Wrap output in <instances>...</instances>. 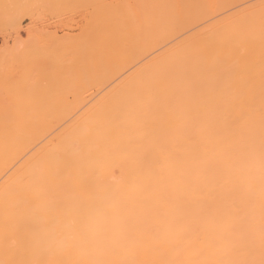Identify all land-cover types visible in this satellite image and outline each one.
Instances as JSON below:
<instances>
[{"label":"bare ground","instance_id":"6f19581e","mask_svg":"<svg viewBox=\"0 0 264 264\" xmlns=\"http://www.w3.org/2000/svg\"><path fill=\"white\" fill-rule=\"evenodd\" d=\"M69 1L74 0H53L54 3L58 2L55 3V5H58L59 3H72ZM122 1H118V3L115 4H122ZM129 1L127 0V5L125 2H123V6L120 5L122 10H126L125 13L128 15L124 19H119L122 20L121 22L124 23H122L123 25H120L118 24L119 22H117L116 26V23H113L114 26L112 25L113 28L111 27L110 31L105 30L106 33L102 32L104 34L100 32L102 35L98 32L102 31L100 28L97 31L98 37H96L98 39L97 43H99L97 44V47H101V44H104V48L108 47L106 52H104L106 53V56L104 55V57H106L105 60L114 61L115 59L117 63L119 61H125L123 64L128 61L130 66L123 72L121 71L122 74L120 72L117 73V76H120L121 80L117 83H113L114 86L112 85V87L101 96V100L97 98L99 99V104H101L99 107L94 106L97 108H94L93 111H90L89 113L85 112L86 114H78L75 116L76 118L74 117L71 119L72 121L70 120L71 122L68 121L67 123L66 121L65 124L62 125V128L58 129L60 131L56 130L57 133L53 132V137L50 139L49 137L46 138L47 136L41 138L42 136L39 135L38 131L32 129L34 130L32 132L29 128L26 130V127H23L24 129H22V127L20 128V126L19 128L16 127L18 129H13L15 127L10 129L7 128V126H5L6 128L4 127V129L0 127V175L4 177V179L0 180V261L5 262V264H11V262L18 259H25L29 264H57L58 261H81L83 264V262H86L89 259L126 260L129 261L130 264H157L160 259L161 251L163 250L160 241L166 236L169 227L168 217L180 214L190 218H196L208 208L216 211L224 221L235 228L238 233L242 230L244 236L254 241V245L250 249L245 250L246 254L256 260L261 258L260 237L261 230L264 228V168H262L261 165L262 146H264V78L259 77L262 75V72L264 74V51L261 53L258 48L261 47L260 45L264 44V28H258L257 26L259 24L256 25L255 23L261 21V24H264V7H260L261 4L263 6L264 2L260 5H255V7L254 4L252 7L247 6L242 11H240V8L238 11L230 12V14L227 13L229 17L231 15L239 17L242 13H244L243 15L247 14L248 17L249 15H252L253 18L249 21L254 22V26L252 27L253 23H250L248 27L251 25L252 28L247 27L249 30L244 31V34L247 35L246 38H250L249 40H245V35L241 33L231 43L224 46L225 48H221L223 46L215 45L207 47L205 45L206 41H211L221 33L232 32V22L234 21L230 24L229 20L231 19H228L229 17L227 19L226 17H223V19H225L224 21L228 20L229 22L222 21L218 24L216 23V25H213V31L209 32L208 29L210 28H207L205 29L207 30V33H204L205 31L202 29L205 27L197 29L201 32L198 33V31L195 30L197 33L195 32L193 34L192 32V34L185 37L186 39L182 38V42L179 41V43L176 41L177 45L172 47V45L175 44L172 43L170 44L171 48L168 46V49L166 48L163 50L164 48H161V51H157L159 45L157 43L150 45L151 43H149V40L151 41L152 39L164 36L162 32L165 31L168 26L162 31L161 29L163 28L161 27H164L167 22H169L170 17L163 15H166V10L170 9L168 7L165 9L166 12L164 11V5H167L168 2L163 1L168 0H152V3L155 2L154 4L150 3V0H138L140 1L139 3H137L138 1L136 0L137 2H133L135 5L132 3L131 5ZM75 2L79 4V2L84 1L78 0ZM107 2V9H104L105 11H102L100 14L98 13V15L95 14V21L99 20V15H116V10L120 12L119 9L121 8H118L117 5L112 3V1L111 3L109 1ZM160 2L163 3L159 4ZM50 4L53 5V3ZM101 4L102 2L97 5H105ZM178 5L179 4H177V6ZM180 5L182 6L181 3ZM181 6L178 7L180 8ZM154 8L157 9L154 10ZM173 8L171 7V9ZM99 9L100 8H98V10ZM178 10L180 9H177V11ZM171 11L172 10H170V12ZM129 15L134 16L129 17ZM152 15H158V17H153ZM115 17L118 18L117 16ZM107 21H110V19ZM87 22L88 21L86 20L84 27H86ZM99 24L100 26L104 25L102 23ZM107 24L110 25L108 22ZM64 25L67 26L66 28H72V25ZM64 25L63 27H65ZM96 26L97 25H94L93 28ZM84 27L82 28L83 31L79 34H85L82 33L86 30ZM159 28L161 29L159 30ZM183 30H185V28ZM178 33L179 32H177V34ZM117 38L120 41L116 42ZM97 39L95 41H97ZM247 41H251V44L246 43ZM69 42L72 44V41ZM239 45L242 46L240 47ZM52 46L54 47V45ZM86 46L88 48L90 47L88 45H85V47ZM91 46L93 47L94 45ZM99 47L97 48L98 50H100ZM147 47L149 48L147 49ZM247 47H249V49L251 48V50H247ZM97 49L95 48V50ZM257 49L260 55L263 54L259 57L263 62H255V66H253V64L249 65L251 68V70L249 69L250 72L244 70L247 73H250L249 75L253 78L254 75L252 72L254 71L252 70L256 69L257 75L251 81L250 78L243 79L245 76H242L241 78L238 77L237 81H235L236 79L234 78L236 83L239 79H242L240 80L242 82L241 84L245 82L243 80L250 81L244 83V86L248 85L246 88H242V85L237 84V86L239 85L242 89H246L242 92H246L245 94L247 95H241L242 92L240 91L241 88L239 89V86L235 89L236 86L233 84L236 85V83L233 82L231 78L235 73L231 76H229L230 74H227V76L224 74V77H228V79L219 77L220 80H217V78L213 77V71H217V75L219 73L221 75L222 73V76L225 72L232 73L233 70L236 72V70L239 69L238 67H240L236 65V62L242 57V54H245L243 52L256 51ZM260 49L262 50L264 47ZM150 50L151 52H157L156 54L152 53L153 55L149 56L151 58L148 57L149 59L147 60L145 56H147V53ZM219 50L223 51L225 54H229L230 58H226L228 61L225 60V57H222L224 53H220ZM249 53L251 52L246 54ZM254 53L255 52H253V54ZM93 56H95V53ZM98 56L102 57L101 55ZM104 57L102 58L104 59ZM216 57H222L223 59L220 60L221 58H217L219 61H216ZM252 57L257 58L255 55ZM95 60L94 67L99 65L98 59ZM210 61V65L206 66L205 64ZM49 62H52L51 59ZM62 62H65L68 66L67 63L69 61L63 60ZM241 63H243V61ZM194 64L196 65L195 67ZM218 64H221V68ZM191 65L192 67H190ZM211 65L215 68H219L215 69ZM254 67L256 68L253 69ZM130 68L134 69L131 70ZM209 68L212 70H209ZM222 68H224L225 71ZM127 69H129L130 72H128ZM202 69H205L206 72ZM207 70L209 71L207 72ZM5 71L3 72V75H5ZM49 71L55 72L50 69ZM125 71L127 73H125ZM69 73L73 72L70 71ZM197 74L199 77L196 76ZM258 74L261 75L259 76ZM0 76L2 78V75ZM51 76H53V74ZM72 76L74 77V75ZM235 76L237 77L238 75L235 74L234 77ZM200 77L207 79L201 81ZM115 78L113 77V79ZM187 79H191V81ZM213 79L215 82H211ZM110 81L114 80L110 79ZM199 81L203 83H199ZM232 82L233 84H231ZM196 84H198V86ZM183 85L186 87H183ZM218 85H222V87L220 88ZM223 85H226L224 86L225 88ZM191 86H195V88ZM204 87H206V90L202 89ZM171 88L174 89V91H172ZM193 88L196 89V93L193 91ZM230 88L240 91V95H237L239 92L235 93L234 90H232L233 94H231L234 96L236 95V97L233 96L234 98L231 97L232 104H230L231 99H228L230 97L225 94L230 91ZM207 89L210 90V92L206 93V91H208ZM224 89L229 91H222ZM187 92L190 93L187 94ZM220 92H225L224 94L227 96L225 97L227 98L226 101L229 100L227 101L228 105H226L227 102L224 101L226 104L223 102L225 99L223 96L225 95L223 94V96H220V94H222ZM197 93L201 94L196 95ZM205 93L209 97H205ZM210 93L213 94V97H211L212 95ZM164 94L170 97L164 98ZM161 95H163V97ZM201 96H204L203 99H207L203 100ZM159 97H161L160 99L163 102H158L160 100L158 99ZM193 97L196 98V100L193 99ZM146 98L151 99V103H149ZM169 98L174 101L170 102L169 100L172 105H169V102L165 104ZM215 98H217V100ZM164 99L167 100L164 101ZM178 100H183V102L181 101L180 104L178 103L180 102ZM188 100L191 102H197L191 103ZM218 100L225 104L224 106H222L223 104L221 105L222 108L219 106L221 111L218 109L216 112H210V114L206 113L204 116L205 126H203L202 129L199 127H193L192 125L188 128L183 127V130L185 131L183 133H187L188 130L190 132V134L187 133V135L189 134V137L184 134L188 140H183L182 142L180 138H178L180 143L178 145H171L174 143L172 140L175 139V143L178 141H176L177 136L175 134L179 133L180 135L183 131L179 132V129L183 126L181 125L183 122L181 123L182 119L180 118H185L181 114L183 113L182 111L185 109L189 110V112H186L188 114L190 113V110L194 112V109H197L200 106L202 107L204 105L213 104V102L215 106L208 105L207 107L210 106L209 108H211L212 106L217 108V104L219 103ZM186 101L189 103H186ZM207 101L209 102L207 103ZM222 102H220V104ZM157 103L158 105L156 106L155 104ZM103 104H105V106H103ZM147 104L149 105V109L146 107ZM179 104L180 106H178ZM150 105H155L156 107L152 108ZM165 105L169 106V108L175 105L172 107L175 110L174 114L180 119V123L177 121L176 123L174 120L177 119L172 116V118H174L173 121L176 124L173 123L171 126L176 128L177 132L175 133L176 130L172 128L175 131L170 138H173V136H176V138L171 140L166 136L173 131L172 129L171 131H168V133L166 131L159 132V130H157V128L160 129L161 126L164 127V124L166 126V124L172 122V118H170L167 123H165V119L163 122V119L161 118L157 119L159 122L154 121V119L151 120L154 121V123H160L156 128L160 136L154 128L157 138H162L165 144L167 143L166 141L170 140V144H166L167 150H169V147L171 148L169 153L166 152L167 150L164 152L157 150L159 151L158 154L156 153L158 159L153 158L152 164H150L151 161L148 163L144 161V159L148 160L150 155L147 159L146 156H143L141 159L146 164L144 165L140 159L139 162L142 164L139 168L136 167L137 163L135 164V159L130 156L133 159H127V168L125 165H123V169L120 167V171L124 172L123 174L119 173L120 177H118L117 174V176L112 175L114 167L111 166L113 168V171H111V167L108 166L105 167L106 172L103 173L107 174V172L109 173L110 171L112 178H109L111 175L109 176V174H107L110 181L105 175L103 176V173L100 177L98 171V176L93 174L95 173L94 171H91V177L93 176L92 180L96 179L99 181H97L96 184H90L89 186H82L80 184L79 178L84 175V173L88 175L87 169L89 173L90 168H96V170L99 169L100 171L101 167L99 166L102 165L100 164L101 159L103 160L107 158V161L103 160L102 163H104V165L109 164L110 161L114 159L113 155L117 154V152L123 153L125 151L124 153H126L129 151L127 153L130 154V150H132L137 144L135 147L136 151L134 152L139 153L141 148H143L142 151L145 153V151H147L146 147H148L150 148V152L147 151L146 154L152 153L151 151L153 147H151L152 144L148 142V138L154 130L151 131V129H147L148 124H152H150V122H145L148 119L146 120L144 116L142 117L141 111L143 108L145 109V113L143 114H153V111H157L156 113L159 117V115H161L160 113H162L161 116H163L165 112L171 113L170 110H172V108L166 111L167 108ZM102 106L105 108V115H100ZM164 106L165 110L163 108ZM18 114L11 116H18ZM135 114H138V116L141 115L137 119ZM194 114L197 115V113ZM151 115H146L145 117ZM19 116H21V114ZM189 116L190 115H188V117ZM129 117L131 118V121ZM141 117L145 119V121L142 119L144 122L139 119ZM47 118L50 119V116ZM124 118H129V121L126 119L124 120ZM16 119L18 120L19 118L16 117ZM115 119L121 121L118 123ZM186 119L183 121L185 122ZM137 120L141 121L138 122ZM160 120H162V122H160ZM142 122L143 124L145 123V125L142 124V127L139 126L141 127L140 130L139 127L137 129V124H141ZM13 123L17 124L16 122ZM157 123H155V125ZM126 126H131V129ZM144 126L146 128L142 129ZM168 126L171 128L170 124H168ZM151 127L153 129V126ZM169 128L166 127L165 129L168 130ZM48 129L51 131L53 128L49 127ZM185 129H188L187 132ZM132 130L134 133L135 130L136 132L140 131L142 133L141 136L145 133L143 138L147 139V143L150 144V147L148 146L149 144L147 145V143H145L146 139L145 141L143 140L145 143L144 146L140 132L138 135L141 137L140 142L142 145L135 143V141H138L139 139L135 136L132 137V134H136L130 133ZM144 130L151 132L148 134ZM124 131L127 132H125L127 138H130L131 136L129 140L126 139V143L128 142L127 145L123 141L125 135H123V138L121 136ZM36 132H38V134ZM34 133H36V139L34 138ZM118 135L121 136V139L117 138L119 137ZM179 135L178 137H181ZM38 136L39 142L37 141ZM90 136L97 138V140ZM115 139L120 140L122 144L124 142V146H122L120 142H118L120 146H117V143H114ZM151 139L153 140L154 138L151 137L150 140ZM112 144L115 147H113ZM138 145L140 146V150L137 149ZM30 146L34 148L31 152L28 149L31 148ZM98 147L104 148V150L107 149V151L102 150L105 154H102V152L98 154V152H100V150L97 152L98 149L96 148ZM118 147L119 149H117ZM120 149H122V151H120ZM115 150H117V152H115ZM108 152H110L109 156H113L112 158H109L111 159L110 161H108ZM127 153L126 155H128ZM143 153L140 152L139 155H143ZM100 154H102V157L105 155V158L100 157ZM123 156L124 158L121 157V159L124 163L125 159L129 156H125V154ZM116 160H119V157H117ZM122 161H117L115 163H122ZM15 162L17 165L14 167L13 163ZM121 163H118L117 165L120 166ZM146 165L148 166L146 167ZM150 165L154 168L150 167ZM11 167L13 169L7 174V170ZM124 169H126V171H124ZM101 170L103 171L104 168H101ZM5 173L6 175H4ZM99 177L101 180L107 178L109 182L106 180L107 183L104 181L101 182ZM98 182L99 184L105 183L107 186L103 187L99 185ZM93 185L101 186L100 188H102V190L99 191V188H96V186L93 187ZM182 187L187 190L180 191ZM75 188H77V191ZM107 188L110 192L106 190ZM68 189L75 190H72L74 191L72 192ZM161 193L165 194V199L161 198ZM71 196H76L78 198L74 199ZM65 200L71 205L68 204V207L64 206L66 204L64 203ZM72 200H74V202ZM145 201L148 202V207L151 209L149 212H145L142 207ZM87 203L89 204L87 205ZM117 204L120 206L121 215L119 218L115 215V206ZM121 227H123L126 232V238L119 243H116V236L119 234ZM113 249H116L117 251L114 252ZM217 258H219V254L208 255L205 257V259L209 260Z\"/></svg>","mask_w":264,"mask_h":264},{"label":"rangeland","instance_id":"374dc122","mask_svg":"<svg viewBox=\"0 0 264 264\" xmlns=\"http://www.w3.org/2000/svg\"><path fill=\"white\" fill-rule=\"evenodd\" d=\"M47 1V2H46ZM52 1V2H51ZM51 1H48V0H0V24H2L3 23V20H4V14H5V11H4V8L2 7L5 3H7V4H12V5H41L42 7H38V8H10V9H8V12H9V14H15L16 12H18V11H25V12H28V13H30L33 17H34V19L35 20H37L38 21V25H39V28L41 29V30H45V31H49V35H50V37H51V39L54 41V43L56 44H54L53 43V45H54V47L52 46L51 47V49H50V51H49V53H48V57H49V60H48V65H49V69L50 70H53V71H55V72H50L49 71V69H48V73L47 74H45V75H43V76H41L40 78H38V79H33V78H31L30 76H28V75H16L15 74V71L13 70V69H11V68H9V69H6L5 68V65H4V63H3V59L2 58H0V75H2V78H1V76H0V127H2L3 129H4V127L5 126H7V128H10V129H12V127H15V128H13V129H18L19 128V126H20V128L22 127V129H24L25 127H26V130H28V128L33 132L34 130L35 131H38L39 132V135H41L40 137L41 138H44V137H46V138H48L49 137V139L51 138V137H53V132H56V130H58L59 128H62V125H64L65 124V122L67 121V123H68V121H70L71 119H73L76 115H78V114H81V113H84V114H86V113H89L90 111H93L94 110V108H97V107H99V105H101V104H99V102H98V100L100 99L101 100V96L102 95H104L111 87H112V85L114 86V84L113 83H117V82H119V80H121V78H120V76H117V73L118 72H120L121 73V71L123 72L126 68H129L130 66H129V64H128V61H126L127 63H124L123 64V62H125V61H119L118 63L115 61V59H114V61L112 60V59H110V60H112V61H109V60H105V58L106 57H104V55L106 56V53H104V52H106V49H108V47H106V48H104V44H101L100 46L102 47H99V49L100 50H98L97 48V44H99V43H97L98 42V39H97V37H98V32H99V34H100V32L102 33V32H104V33H106V31L107 30H111L110 28L112 27V25H113V23H116L115 25L117 26V22H119L118 24H120V25H123L124 23L123 22H121L122 20H119V19H124L126 16H128V15H126V10H122V8H121V6H123V2H125L126 3V5L128 4V2H127V0H107V1H109L110 3H111V1H112V3L113 4H115V3H118V1H122V4H115V5H117V7L118 8H121V9H119L120 10V12L118 11V10H116L117 12H116V15H99V20H97V21H95V16L96 15H98V13L100 14L102 11H105L104 9H107V7H106V4L108 3L107 1H105V0H79V1H84V2H79V4L77 3V2H75V1H78V0H74V1H69V2H72V3H66V4H63V3H59L58 5L60 6V4H62V5H92V7L91 8H68V7H59L58 5H55V3H58V2H53V0H51ZM102 2V4H105V5H102V6H99V5H97V4H100L101 2ZM114 1H116V2H114ZM129 1V0H128ZM138 1V0H137ZM136 0H130L129 1V3L131 4H133V2H137ZM158 1H161V0H158ZM48 2H50V3H53V5L52 4H50V3H48ZM92 2V3H91ZM105 2V3H104ZM140 1H138L137 3H139ZM154 2V1H153ZM163 2H168L167 3V5H164V11H165V9H167L168 7H169V9L170 10H172L171 12H170V10H166L165 12H166V15H163V16H166V17H170V19H169V22H167V24L164 26V27H161V28H163V29H161V28H159V30L161 29V31L162 30H164L167 26V29L165 30V31H163L162 33L164 34V36L163 37H159V38H157V39H152L151 41L149 40V43H151L150 45H152V44H154V43H157L158 45H159V47H158V49H157V51H161L163 48V50H165L166 48L168 49L169 47H170V44H172V43H175L174 45H172V47L173 46H175V45H177L176 43L177 42H182V38H185V37H187L188 35H190V34H192V32H193V34L196 32L195 30H197V29H201V28H204V29H202V30H204L205 32L204 33H207V30H205V29H207V28H210V29H208V31L210 32V31H213V29L212 28H214V26L213 25H216V23L218 24V23H220V22H222V21H224L225 19H223V17L225 18L226 17V19L229 17V15H227V13L228 14H230V12H235V11H238L240 8V11H242L243 9H245V7H247V6H250V7H252V5L254 4V7H255V5H260L262 2H264V0H168V1H163ZM163 2H160L159 4H161V3H163ZM256 2H258V3H256ZM86 3H89V4H86ZM136 3V4H137ZM150 3H152V0H150ZM155 3V2H154ZM154 3H152V4H154ZM157 3V2H156ZM170 3V4H169ZM180 3L182 4V6L180 5ZM256 3V4H255ZM131 4V5H132ZM165 4V3H164ZM171 5V6H169V5ZM177 4H179L178 6H181L180 8L177 6ZM184 4V5H183ZM121 5V6H120ZM133 5H135V4H133ZM43 6H50V7H43ZM96 6H98V7H96ZM185 8H184V7ZM103 7H105V8H103ZM133 7H135V6H133ZM137 7V6H136ZM150 7H151V4H150ZM152 7H154V6H152ZM155 7H157V6H155ZM166 7V8H165ZM171 7L173 8V9H171ZM257 7V6H256ZM260 7H264V4H263V6H262V4H261V6ZM92 8H93V10H92ZM98 8H100L99 10H98ZM101 8H103V9H101ZM151 9H153V8H151ZM157 8H154V10H156ZM177 9H180V10H178L177 11ZM264 9V8H263ZM185 10V11H184ZM98 11H100V12H98ZM93 12V13H92ZM153 12H155V11H153ZM153 12H151V13H153ZM168 12H170L169 14H167ZM118 13H120V14H118ZM96 14V15H95ZM244 13H242L241 15H239V17H237V16H235V15H231L228 19H231V20H229L230 21V24H232V23H234V22H232V21H234L236 18H241V17H244V18H246V19H248V20H252V15H249V17H250V19H249V17H248V15L247 14H245V15H243ZM171 15V16H170ZM115 16H117L118 18H116ZM130 16H134V15H129V17ZM153 17L154 16H156V17H158V15H152ZM159 16H162V15H159ZM173 16V17H172ZM234 16V17H233ZM73 17H75L76 19H77V23L75 24V25H73L72 23H70V19L71 18H73ZM84 17V18H83ZM232 17V18H231ZM80 18V19H79ZM97 18V19H98ZM112 18V19H111ZM110 19V21H107V20H109ZM223 19V20H222ZM86 20L88 21L87 22V24H86V27H84L85 26V23H86ZM115 20H117V21H115ZM221 20V21H220ZM80 21V22H79ZM106 21V22H105ZM228 20L227 21H224V22H229ZM103 22H105V23H103ZM107 22L110 24V25H108L107 24ZM232 22V23H231ZM60 23H62V24H60ZM99 23H102V24H104V25H102V26H100V24L98 25ZM123 23V24H122ZM171 23H173V24H171ZM250 23H253L252 24V27L254 26V22H251L250 21ZM249 23V24H250ZM64 24H69V25H72V28H66L67 26H65ZM105 24H107V25H105ZM256 25H260L261 24V21L260 22H257V23H255ZM63 25L65 26V27H63ZM82 25V26H81ZM94 25H97L96 27H94L93 28V26ZM179 25H181V26H179ZM209 25V26H208ZM211 25V26H210ZM257 26L258 28H261V29H263L264 28V24H261L260 26ZM263 25V26H262ZM25 26H27V21H26V23H25ZM57 26V27H56ZM110 26V27H109ZM114 26V25H113ZM69 27V26H68ZM71 27V26H70ZM84 27V29L86 28V30L84 31V32H82V33H85V34H79L81 31H83V28ZM102 27V28H101ZM187 27V28H186ZM251 27V25L248 27V28H252ZM263 27V28H262ZM61 28H63V29H61ZM96 28V29H95ZM100 28V30H102V31H98V29ZM113 28V27H112ZM177 28V29H176ZM181 28V29H180ZM185 28V30H183ZM248 28H246V30H249ZM69 29V30H68ZM106 30V31H105ZM182 30V31H181ZM91 31V32H90ZM98 31V32H97ZM108 31V32H109ZM198 31V30H197ZM177 32H179L178 34H177ZM201 31L199 30L198 31V33H200ZM66 35H65V34ZM104 33H102V34H104ZM197 33V32H196ZM203 33V34H204ZM245 32H243V34H244ZM74 34V35H73ZM79 34V35H78ZM88 34V35H87ZM93 34V35H92ZM96 34V35H95ZM102 34H100V35H102ZM162 34V35H163ZM63 35H65V36H63ZM94 35H95V37H94ZM170 35H173V36H170ZM245 35V40L247 39L246 38V34H244ZM70 36V37H69ZM74 38H73V37ZM76 36V37H75ZM97 36V37H96ZM161 36V35H160ZM67 38V39H66ZM92 38V39H91ZM6 39L7 40H10L12 43H15V36H12V35H10L9 37H5L4 35H3V33L2 32H0V48H2L3 47V45H4V43H5V41H6ZM97 39V41H95ZM186 39V38H185ZM250 38H248L247 40H249ZM86 40V41H85ZM89 40V41H88ZM160 40V41H159ZM56 41V42H55ZM61 41V42H60ZM69 41H72L71 43L72 44H70V42ZM85 41V42H84ZM95 41V42H94ZM118 41H120L118 38L116 39V42H118ZM177 41V42H176ZM86 42H88V43H86ZM161 43V44H159V43ZM179 42V43H180ZM246 43H250L251 44V41H247ZM88 45V46H90L89 48L86 46L85 47V45ZM241 44V43H240ZM91 45H94L93 47L91 46ZM57 46V47H56ZM61 46V47H60ZM70 46H72V47H70ZM96 46V47H95ZM169 46V47H168ZM185 46V45H184ZM240 47L242 46V45H239ZM245 46V45H244ZM261 47H259L258 49H259V51L262 53V51H264V49H260V48H262V47H264V44L263 45H260ZM59 47V48H58ZM177 47V46H176ZM183 47V46H182ZM95 48L97 49V50H95ZM149 47H147V49H148ZM162 48V49H161ZM171 48V47H170ZM221 48H225L224 46L223 47H221ZM247 50H251V48L249 49V47H247L246 48ZM258 49L256 50L257 51V53H256V51H248V52H251V53H249V54H246V53H248L247 51L246 52H243V53H245L244 55L242 54V52H241V54H242V57H240V58H243V59H240L239 58V60H238V62H236V65L237 66H240V67H238L239 69V71L238 70H236V72L233 70V72L232 73H227V72H225V73H223V76H222V73H221V75H220V73L217 75V71H213V77L214 78H217V80H220V78H224V79H228V77H224V74H226V76H227V74H230L229 76H231L233 73H235V74H237L238 76L236 77H234V75H233V77H231L232 78V81L233 82H235V81H237V79H238V77L239 78H241L242 76H245L243 79H247V78H250V81L251 80H253V78L257 75L256 74V67H254L253 69H255V70H252V71H254V72H252V74L254 75V77L252 78L249 74L250 73H247V72H250V70H251V68H250V66L249 65H252L253 64V66H255V62L257 63V62H263V60L261 59V58H259V57H261L263 54H261L260 55V53L258 52ZM94 51V52H92V51ZM87 51V52H86ZM88 51H90V52H88ZM98 51V52H97ZM157 51H152L151 52V50L149 51V52H151V53H147V56H145V58H147V60L149 59V58H151V57H149L150 55H153L154 53L156 54V52ZM244 51H245V49H244ZM219 52L220 53H224L223 51H220L219 50ZM219 52H218V54H219ZM253 52H255L254 54H253ZM95 53V56H93V54ZM96 53H99V54H96ZM104 53V54H103ZM153 53V54H152ZM159 53V52H158ZM149 54V55H148ZM258 54H259V56H258ZM84 57H83V56ZM92 55V56H91ZM98 55H101L102 57H104V59L102 58V57H100V56H98ZM226 55H228V56H226ZM253 55H255L257 58H253L252 56ZM216 56H219V55H216ZM221 56V55H220ZM264 56V55H263ZM86 57H93V58H86ZM95 57H97V58H95ZM149 57V58H148ZM222 57H225V60L226 61H228V59H226L227 57H229L230 58V56H229V54H225L224 53V55H222ZM222 57H220V58H218V57H216L215 59H220V60H222L223 58ZM252 59H251V58ZM63 58H65V59H63ZM77 58H79V59H77ZM83 58H85V59H83ZM100 58V59H99ZM246 58V59H245ZM259 58V59H258ZM264 58V57H263ZM50 59H51V61L52 62H49L50 61ZM68 59H71V60H68ZM74 59H77V60H74ZM89 59V60H88ZM95 59H98V64L99 65H96L95 67H94V63L96 62V60ZM216 60V61H219V60ZM256 59H258V60H256ZM69 61V62H71V63H67L68 64V66L66 65V63L65 62H62V61ZM93 60H95V61H93ZM101 60H103V61H101ZM246 60V61H245ZM249 60V61H248ZM145 61H146V59H145ZM144 61V62H145ZM212 61V60H211ZM211 61L210 62H207L205 65L206 66H209L210 64L209 63H211ZM215 61V62H216ZM225 61V62H226ZM243 61V63H241ZM245 61V62H244ZM65 63V64H62V63ZM84 62V63H83ZM90 62V63H89ZM110 62V63H109ZM111 62H113V63H111ZM213 62H214V60H213ZM224 62V63H225ZM254 62V63H253ZM241 63V64H240ZM93 64V65H92ZM108 64H110V65H108ZM127 64H128V66H127ZM222 64V63H221ZM221 64H218L219 65V67H220V65ZM231 64V63H230ZM247 64V65H246ZM260 64V63H259ZM62 65V66H61ZM75 65H76V67H75ZM104 65V66H103ZM113 65V66H112ZM212 65H214V64H212ZM211 65V66H212ZM218 65H217V67H218ZM223 65V64H222ZM257 65V64H256ZM85 66V67H84ZM123 66V67H122ZM127 66V67H126ZM136 66V65H135ZM135 66H133V67H135ZM196 65L194 64V67H195ZM237 66H235V67H237ZM75 67V68H74ZM78 67V68H77ZM82 67H84V68H82ZM102 67V68H101ZM190 67H192V65L190 66ZM190 67H189V71H190ZM212 67H214V66H212ZM211 67V68H212ZM218 67V68H219ZM136 68V67H135ZM203 68H205V67H203ZM215 68V67H214ZM218 68H215V69H218ZM221 68V67H220ZM91 69V70H90ZM113 69V70H112ZM131 69V68H130ZM134 69V68H133ZM133 69H131V70H133ZM193 69V68H192ZM200 69V68H199ZM223 70H224V68H222ZM235 69V68H234ZM237 69V68H236ZM250 69V70H249ZM6 70V71H5ZM88 70V71H87ZM96 70H99V71H96ZM128 70V72H130V70L129 69H127ZM196 70V69H195ZM203 70V69H202ZM209 70H212V69H210L209 68ZM209 70H207V72L209 71ZM223 70H221V71H223ZM244 70H248L247 72L246 71H244ZM6 72L5 73V75H3L4 73L3 72ZM73 72V73H69V72ZM198 71V70H197ZM200 71H201V69H200ZM203 71H205L206 72V70L204 69ZM219 71V70H218ZM225 71V70H224ZM76 72V73H75ZM50 73V74H49ZM78 73V74H77ZM125 73H127L126 71H125ZM193 73H197V72H193ZM201 73H203V72H201ZM215 73V74H214ZM53 74V76H51ZM71 74V75H70ZM92 74V75H91ZM113 74H115V75H113ZM122 74V73H121ZM189 74H191V73H189ZM208 74H210V73H208ZM248 76H247V75ZM262 74V75H261ZM261 74H258L260 77L259 78H264V74H263V72L261 73ZM10 75V76H9ZM56 75V76H55ZM72 75H74V77L72 76ZM78 75V76H77ZM193 75V74H192ZM220 75V76H219ZM47 76V77H46ZM115 78V76H116V78L115 79H113V77ZM196 76H198L199 77V75L197 74ZM202 76H204V75H202ZM217 76V77H216ZM10 77V78H9ZM193 77H195V76H193ZM213 77H211V78H213ZM220 77V78H219ZM6 78V79H5ZM106 78H108V79H106ZM118 78H120V79H118ZM195 78H197V77H195ZM201 78V81H204L205 79H207V78H205V79H203L202 77H200ZM219 78V79H218ZM236 80H235V79ZM110 79H112V80H114V81H110ZM198 79V78H197ZM203 79V80H202ZM107 80V81H106ZM187 80H190L191 81V79H187ZM198 80H200V79H198ZM230 80V79H229ZM228 80V81H229ZM235 80V81H234ZM240 80H242V79H239L238 80V82L240 81ZM101 81V82H100ZM116 81V82H115ZM195 81V80H194ZM193 81V82H194ZM201 81H199V83L201 82ZM214 81V79L213 80H211V82H213ZM243 81H245V82H243V84H241L242 82L240 81L239 83L237 82H235L236 83V85L235 84H233V82L231 83V84H233L234 86H236V88L235 89H237V87L239 86H237V84H240V85H242L241 87L243 88H246L248 85H246V86H244V83H246V82H250V81H246V80H243ZM110 82V83H109ZM189 82V81H188ZM215 82V81H214ZM218 82H220V81H218ZM223 82V81H222ZM101 83V84H100ZM183 83H186V82H183ZM197 83V82H196ZM201 83H203V82H201ZM229 83V82H228ZM227 83V84H228ZM103 84V85H102ZM108 84V85H107ZM175 84V83H174ZM209 84H211V83H209ZM224 84H225V82H224ZM230 84V83H229ZM186 85H188V84H186ZM190 85H192V84H190ZM193 85H195V84H193ZM197 86H198V84H196ZM212 85V84H211ZM101 86V87H100ZM105 86V87H104ZM173 86H175V85H173ZM200 86V85H199ZM212 86H214V85H212ZM220 88L222 87V85H218ZM224 86H226V85H223V87ZM183 87H186L185 85H183ZM191 87H194L195 88V86H191ZM203 87V86H202ZM228 87H229V85H228ZM230 87H232V86H230ZM240 86H239V89L241 88ZM174 88V87H173ZM178 88H180V87H178ZM193 88V89H194ZM201 88V87H200ZM213 88V87H212ZM215 88H217V87H215ZM225 88V87H224ZM241 88V92L242 91H245L246 89H242ZM175 89H177V88H175ZM180 89H182V88H180ZM187 89V88H186ZM203 90H206V87H204V88H202ZM214 89V88H213ZM235 89H231L230 88V91L229 90H226V89H224V90H222V91H229L230 92V94H229V92H227V93H225V92H220V93H222V94H220V96H223V94L225 93L226 95H228V97H230V98H228V99H231V97L232 98H234V97H236V95L234 96V95H232L233 94V91L232 90H234V92L236 93H238L237 95H240V91H237V90H235ZM171 90L172 91H174V89H172L171 88ZM191 90V89H190ZM202 90V91H203ZM208 90V89H207ZM217 90V89H216ZM219 90V89H218ZM250 90V89H249ZM248 90V91H249ZM171 91V92H172ZM184 91V90H183ZM193 91H195V93H196V89H194ZM215 91V90H214ZM221 91V90H220ZM169 92H170V89H169ZM180 92V91H179ZM199 92H200V89H199ZM208 92H210V90H208V91H206V93H208ZM172 93H174V92H172ZM188 93H190V92H187V94ZM206 93H205V95H206ZM212 93V92H211ZM210 93V94H211ZM215 93H217V92H215ZM232 93V94H231ZM246 92H242L241 93V95H244ZM169 94H171V93H169ZM180 94V93H179ZM182 94V93H181ZM187 94H186V97H187ZM198 94H201V93H197L196 95H198ZM204 94V93H203ZM224 94V95H225ZM174 95H176V94H174ZM212 96L211 97H213V94H211ZM223 96L224 98L225 97H227V96ZM245 95H247V94H245ZM162 97H163V95H161ZM234 96V97H233ZM168 98V97H170V96H166V94H164V98ZM196 97H200V96H196ZM202 97V99H203V97L204 96H201ZM205 97H209V96H205ZM97 98H99V99H97ZM161 97H159L158 99H160ZM190 98V97H189ZM146 99H148L147 101H149V103H151L150 102V100L151 99H149V98H146ZM155 99V98H154ZM157 99V98H156ZM172 99H173V96H172ZM172 99H168V101L167 102H165V104H167L168 102H169V100H170V102H174ZM183 99H185V98H183ZM193 99H195L196 100V98H194L193 97ZM193 99H191V100H193ZM202 99H199V100H202ZM205 99H207V98H205ZM205 99H203V100H205ZM212 99H214V98H212ZM216 100H217V98H215ZM218 99H220V98H218ZM222 99V98H221ZM226 99L227 98H225L224 100H223V102L225 101V102H227V101H229V100H227L226 101ZM167 100V99H166ZM165 99H164V101H166ZM146 101V102H147ZM161 101V99L158 101V102H160ZM178 101H180V100H178ZM182 102H183V100H181ZM181 101L180 102H178V103H180L181 104ZM189 101V100H188ZM213 101V100H212ZM215 101V100H214ZM219 101V100H218ZM145 102V103H146ZM155 102H157V101H155ZM161 102H163V101H161ZM169 102V105H172L171 103ZM189 102H191V101H189ZM189 102H187L186 101V103H189ZM197 102V101H196ZM196 102H191V103H196ZM206 102V101H205ZM205 102H204V104H205ZM209 101H207V103H208ZM220 102H222V101H219V103L218 104H220ZM223 102L220 104V105H218L217 104V108L215 107H212L213 105L215 106V104H214V102H213V104H208V105H212L211 106V108H213V109H211V108H209V107H207L208 105H204V106H200L199 108H197L198 107V105H197V109H194V112H192V110H190V113H186V112H189V110H184V111H182L184 114H185V116H184V114L183 113H181L182 115H183V117H185V118H180V119H182V121H181V123L183 122V124H181V125H183V126H181V128L179 129V132H181L182 130H183V127L184 128H188V127H191V125L193 126V127H199L200 129H202V127L203 126H205V114L206 113H208V114H210V112H216V111H218V109H220V111H221V108H222V106H224L225 104H223ZM198 103H200V102H198ZM215 103H217V102H215ZM154 104V103H153ZM180 104L178 105V106H180ZM223 104V105H222ZM230 104H232V99L230 100ZM144 105H146V104H144ZM156 106L158 105V103L157 104H155ZM155 105H150V107H152V108H154V107H156ZM162 105H164V104H162ZM188 105H190V104H188ZM193 105V104H192ZM222 105V106H221ZM226 105H228V102H227V104ZM94 106H97V107H94ZM103 106H105V104H103ZM102 106V110H100L101 112V114L100 115H105L106 113H105V108ZM149 105L147 104V108L149 109V107H148ZM166 106V108H167V110L166 111H168V110H170L172 107H174L175 105H173V106H171L170 108H169V106H167V105H165ZM165 106L163 107L164 108V110H165ZM178 106H176L177 108H179ZM221 108H220V107ZM92 107H93V109H92ZM145 107V106H144ZM182 107V106H181ZM185 108H187V107H185ZM190 108V107H189ZM192 108V107H191ZM89 109V110H88ZM99 109V108H98ZM147 109V110H148ZM200 109V110H199ZM207 109V110H206ZM210 109V110H209ZM87 110V111H86ZM97 110V109H96ZM144 108H143V110L141 111L142 113V117L144 116V118H146V120L147 121H145V119L144 118H139V119H144V121L145 122H147V123H149L150 122V124H152V125H149L148 124V126H147V124H146V126H147V129L149 128V129H151V131L152 130H154V128H155V130H156V128H157V126L160 124V123H157V122H159V121H157V119L158 118H161V119H163V122H164V119L166 120V122L165 123H167V121L170 119V118H172V116H174L175 117V119H177V120H174L175 122L177 121V122H179L180 123V119L179 118H177L176 117V115L174 114V108H172V110H170L171 111V113H164L163 114V116H161L162 115V113H160L161 115H159V117H158V115H157V111H153V110H155V109H153V110H150V111H153V114L152 113H150V112H148V113H150V114H143V113H145L144 112ZM158 110H160V109H158ZM163 110V109H162ZM200 111H202V112H200ZM4 112V113H3ZM16 112V113H15ZM19 114H18V113ZM86 112V113H85ZM104 112V113H103ZM192 112V113H191ZM3 113V114H2ZM7 113V114H6ZM10 113V114H9ZM13 113H15V114H18V116L21 114V116H11V115H15V114H13ZM140 113V112H139ZM159 113V112H158ZM194 113H197V115L196 114H194ZM220 113V112H219ZM68 114V115H67ZM140 114V115H141ZM152 114V115H151ZM171 114H173V115H171ZM218 114V113H217ZM48 115V116H47ZM65 115V116H64ZM83 115V114H82ZM136 115V117H137V119H138V117L140 116H138V114H135ZM146 115H151V116H148V117H145ZM171 115V116H170ZM188 115H190L189 117H188ZM211 115H213V114H211ZM50 116V119H48L47 117H49ZM52 116V117H51ZM64 116V117H63ZM67 116H68V118H67ZM153 116V117H152ZM177 116H179V115H177ZM12 117H13V119H12ZM16 117L17 118H19L18 120L16 119ZM62 117V118H61ZM198 117V118H197ZM3 118V119H2ZM76 118V117H75ZM115 118H119V117H115ZM127 118V117H126ZM126 118H124V120L126 119ZM130 118V117H129ZM128 118V119H129ZM187 118V119H186ZM189 118V119H188ZM6 119V120H5ZM8 119H10V120H8ZM12 119V120H11ZM64 119H67V120H64ZM119 119H121V118H119ZM128 119H126V120H128ZM151 119H154V121H157V122H155V123H157L156 125H155V123H154V121H152ZM173 119L174 118H172L171 119V121L172 122H169L168 124H170V126L171 125H173V123H175L174 121H173ZM186 119V121L184 122L183 120H185ZM207 119V118H206ZM15 120V121H14ZM61 120H63V121H61ZM123 120V121H124ZM141 120H137L138 122H140ZM150 120V121H149ZM72 121V120H71ZM70 121V122H71ZM115 121L116 122H120L121 120H118V119H115ZM129 121V120H128ZM127 121V122H128ZM130 121H131V118H130ZM143 121V120H142ZM143 121V122H144ZM3 122V123H2ZM13 122H16L17 124H15V123H13ZM126 122V121H125ZM143 122L141 123V124H137V129H138V127L139 126H141L142 127V124H143ZM160 122H162V120H160ZM176 122V123H177ZM195 122H196V124H195ZM137 123V122H136ZM172 123V124H171ZM175 123V124H176ZM189 123V124H188ZM190 123H192V124H190ZM155 126H154V125ZM161 124H163V123H161ZM168 124H166V126H165V124H164V127L163 126H161V128H162V130H161V128L159 129V128H157V130H159V132L160 131H166L167 133H168V131H171V129L172 128H174V127H172L171 126V128H169V126H168ZM126 125H128V124H126ZM129 125H131V124H129ZM143 125H145V123L143 124ZM185 125V126H184ZM187 125V126H186ZM9 126H11V127H9ZM55 126V127H54ZM150 126V127H149ZM151 126H153V129H152V127ZM178 126V125H177ZM16 127H18V128H16ZM24 127V128H23ZM49 127H51V128H53V129H51V131H49ZM126 127H128L129 129H131V126L129 127V126H126ZM134 127V126H133ZM141 127H139V130H140V128ZM166 127H168L169 129L167 130V129H165ZM6 128V127H5ZM146 127L144 126V128H142V129H145ZM178 128H179V126H178ZM32 129H34V130H32ZM37 129V130H36ZM39 129H40V131H39ZM175 130H176V128H174ZM174 129H172L173 131L172 132H170L169 133V135L167 134L166 136H168V138H170L171 137V135H172V133L175 131ZM191 129V128H190ZM42 130V131H41ZM125 130H126V128H125ZM155 130L154 131H152V132H154L155 133V136H154V133H152L151 131H146V130H144V131H146V133H148V134H150V132H151V134H150V137L148 138V142L150 143V144H153V141H155L156 139H157V134H156V132H155ZM156 130V131H157ZM186 130V132H187V130L188 129H185ZM192 130V129H191ZM58 131H60V130H58ZM130 131V130H129ZM129 131H128V134H129ZM142 131V130H141ZM31 132V133H32ZM38 132H36L37 134H38ZM44 132H45V134H44ZM125 132L126 131H124L123 132V134L121 135L122 136V138H123V135H125ZM140 131H138V132H136V130H135V133L137 134V136H136V134L133 132V130L130 132V133H134L135 135H133L132 134V137H136V138H138L137 140L138 141H135V143H139V145H142L141 144V140H142V143H144V141H145V139L146 138H143L144 136H145V133H143L144 135L143 136H141V132H140V136L143 138V139H141V137L138 135V133H139ZM177 132V130L175 131V133ZM183 132H185L184 130L180 133V135H179V133H177V134H175L176 136H177V139H176V141H177V143H175V139L174 140H172L173 138H176V136H173V138H170L174 143H172L171 145H174V144H176V145H178L179 143H180V140L183 142V140H188L187 139V137H185V135L186 136H188L189 134H190V132H189V130H188V132L187 133H189L188 135H187V133H183ZM36 133H34V138L36 139ZM57 133V132H56ZM127 133V132H126ZM157 133H158V131H157ZM49 134V135H48ZM50 134H51V136H50ZM185 134V135H184ZM32 135H33V133H32ZM158 135H159V133H158ZM178 135L179 136H181V137H178ZM184 135V136H183ZM119 136V135H118ZM121 136H119V137H117V138H120L121 139ZM129 136H130V134H129ZM148 136V135H147ZM160 136V135H159ZM30 137H31V135H30ZM33 137V136H32ZM91 137V136H90ZM90 137H88V138H90ZM93 137V136H92ZM91 137V138H92ZM140 137V138H139ZM151 137H153L154 139L152 140H150V138ZM156 137V138H155ZM189 137V136H188ZM93 138H95V137H93ZM130 138H131V136H130ZM130 138H127V135H125V137H124V142L126 143V141L127 140H129ZM167 138V139H168ZM178 138H180V140L178 139ZM182 138V139H181ZM184 138V139H183ZM127 139V140H126ZM141 139V140H140ZM48 140V139H47ZM90 140V139H89ZM94 140V139H93ZM93 140H92V142H93ZM95 140H97V138H95ZM95 140H94V142H95ZM144 140V141H143ZM38 142H39V136H38V140H37ZM115 142L114 143H117L116 145L118 146H120V144L118 143V142H120V140H117V139H115L114 140ZM117 141V142H116ZM90 142V141H89ZM88 142V143H89ZM97 142V141H96ZM124 142H123V144H124ZM167 143L166 144H168L169 142H170V140L169 141H166ZM181 142V143H182ZM91 143V142H90ZM121 143V145L122 146H124L123 144H122V142H120ZM135 143H134V145H135ZM145 143H147V139H146V142ZM145 143H144V146H145ZM149 143H147V145L149 144ZM184 143H185V141H184ZM128 144V142L126 143V145ZM150 144L148 145L149 147H150ZM170 144V143H169ZM35 145H36V143H35ZM138 145V150H140L139 148H140V146ZM37 146V145H36ZM112 146H113V144H112ZM137 146V144L135 145V147ZM144 146H142V147H144ZM167 146V145H166ZM31 147V146H30ZM113 147H115V146H113ZM135 147H133V149L132 150H130L131 151V153L132 152H134V151H136V149H135ZM152 147V146H151ZM168 147H169V145H168ZM112 148V147H111ZM110 148V149H111ZM167 148V147H166ZM29 149V151L31 152L32 150H34V148L33 147H31V148H28ZM28 149H27V151H28ZM31 149V150H30ZM96 149H98L97 150V152L100 150V152H98V154L99 153H101L102 152V150L103 151H107V149H105L104 150V148H101V147H98V148H96ZM117 149H119V147L117 148ZM125 149V148H124ZM128 149V148H127ZM146 149H147V151H149L150 152V148H148V147H146ZM129 150V149H128ZM143 148H141V150H140V152L141 153H143ZM167 150V149H166ZM171 150V148L169 147V150H167L166 152L167 153H169V151ZM120 151H122V149H120ZM144 151H145V149H144ZM147 151H145V153H143V155H139V153H137L139 156H140V158H142L143 156L145 157L146 156V159H147V157L150 155V158H148V160H145L144 158V161L146 162V163H148L149 161H151V163L150 164H152L153 163V158H155V159H158V157H157V154L159 153V151H157V150H155V151H157V152H155V151H153V149H152V153H150V154H146L147 153ZM22 152V151H21ZM96 152V153H97ZM115 152H117V150H115ZM125 152V151H124ZM123 152V153H124ZM127 152H129V151H127ZM126 152V153H127ZM123 153H121V152H117V154H114L113 156H114V159H109L110 157L112 158L113 156H109V154H110V152H108V154H107V156H109L108 157V161H110V163L109 164H106V165H104V163H102L103 162V160H106L107 158H105V155H103V157H102V154H105V152H102V154H100L99 156L100 157H102V158H105V159H101V161H100V164H102L101 166H99V167H101V168H104V170L102 171L101 170V168H100V171H99V169H97L96 170V168L94 169V168H90V173H89V171H88V169H87V173L88 174H91V171H94L95 173H93L94 175L96 174H98L97 173V171L99 172V176L101 177L102 176V173L104 172H106V169H105V167H108V166H113L114 167V169L111 167V171H113L112 173V175H114V176H117L118 175V177H120V175H119V173L120 174H123L124 172L122 171H120V167H122L121 169H123L124 167H123V165H125V167L127 168V166H126V164H127V162H128V160L132 157V155H131V153L129 154V153H127L128 155H126V153H124L125 154V156H129V157H127L126 159H125V162L123 163V161H122V159H121V157H123L124 158V154ZM157 153V154H156ZM155 154H156V157H155ZM118 155V156H117ZM131 156V157H130ZM160 156V155H159ZM117 157H119V160H116L117 159ZM129 158V159H128ZM128 159V160H127ZM131 159H133V158H131ZM107 161V160H106ZM117 161H122V163L121 162H118V163H121V165L120 166H118L117 164L118 163H115V162H117ZM138 161V162H137ZM140 160H136L135 159V164L137 163V166L136 167H140L141 166V164L143 163L144 165L146 164V163H144V161H142V159H141V162H139ZM157 161V160H156ZM17 162V161H16ZM16 162L15 163H13V165H14V167L17 165L16 164ZM155 162V161H154ZM114 163V164H113ZM140 163V164H139ZM148 165H146V167H147ZM153 166H154V164H153ZM153 166H151L150 165V167H153ZM13 167V166H12ZM9 168V170H7V174L9 173V172H11V170L14 168ZM145 167V166H144ZM154 168V167H153ZM153 168H151V169H153ZM108 169V168H107ZM113 169V170H112ZM109 171V170H108ZM124 171H126V169H124ZM73 173V172H72ZM71 173V174H72ZM103 173V176L105 175V177H107L108 178V175L107 174H109V176L111 175L110 174V171H109V173L107 172V174H104ZM74 174V173H73ZM117 174V175H116ZM3 175V174H2ZM4 175H6V173L4 174ZM3 175V176H4ZM84 175H87V174H85L84 173ZM112 175H111V177H109V178H112ZM1 176V175H0ZM98 176V175H97ZM93 177V176H92ZM99 177V179L101 180V178ZM95 178V177H94ZM107 178H104L107 182H109L110 181V179H109V181H108V179ZM2 179H4V177H0V180H2ZM102 179H103V177H102ZM96 180V179H95ZM92 180V183L91 184H96L97 183V181H99V180ZM105 180H101V182L102 181H104V182H106ZM118 181V180H117ZM100 182V183H101ZM106 182V183H107ZM115 182H116V180H115ZM115 182H114V184H115ZM72 184H74V183H72ZM98 184H99V182H98ZM109 184V183H108ZM99 185H101V186H103V187H105V186H107V184H99ZM99 185H93V187L94 186H96V188L98 187L99 188V191H101L102 190V188H100L101 186H99ZM108 188H110V187H108ZM108 188L106 189L107 191H108ZM76 189V191H77V188H75ZM75 189H72V190H75ZM90 189H91V187H90ZM89 189V190H90ZM68 190H70V191H72L71 189H68ZM88 190V191H89ZM109 190H111V189H109ZM113 191V190H112ZM72 192H74V191H72ZM103 192H106V191H103ZM108 192H110V191H108ZM78 193H79V190H78ZM74 194V193H73ZM71 195V194H70ZM80 195V194H79ZM78 195V196H79ZM71 197H73V196H71ZM69 198V197H68ZM74 199H76V198H78V197H73ZM81 198H83V197H81ZM67 201H68V199H67ZM73 202H74V200H72ZM64 203H66L64 206H66V207H68L67 205L69 204V205H71L70 203H67L66 202V200L64 201ZM89 203H87V205H88ZM66 207H64V208H66ZM69 224H70V222H69Z\"/></svg>","mask_w":264,"mask_h":264},{"label":"snow or ice","instance_id":"6c2138e0","mask_svg":"<svg viewBox=\"0 0 264 264\" xmlns=\"http://www.w3.org/2000/svg\"><path fill=\"white\" fill-rule=\"evenodd\" d=\"M5 14L3 23L0 24V32L7 38L15 36V43L10 40L5 41L0 48V58L6 69H13L16 75H28L33 79H38L47 74L48 53L54 43L49 33L41 30L38 21L25 11H18L9 14L10 8H38L41 5H12L5 3L3 6ZM50 7V6H43ZM68 8H91L92 5H60ZM27 21V26L25 23ZM70 23L75 25L77 19H70ZM250 21L244 17L236 18L233 23L231 33H221L211 41H206L207 47L226 46L237 36L243 33ZM153 150L166 151V144L162 138H157L152 144ZM132 157L140 160L136 152L131 153ZM262 168H264V146H262ZM82 186H89L92 183L91 174L82 175L80 178ZM181 188L180 191H186ZM162 199L166 196L160 194ZM145 212L151 211L148 202L142 205ZM115 215L119 218L120 206H115ZM169 227L167 234L160 241L162 251L157 264H264V228L261 230V258L259 260L251 258L246 254V249L254 245V241L243 235L242 230L238 233L235 228L228 225L224 219L213 209H206L200 216L190 218L184 215L175 214L168 217ZM126 238L123 227L116 236V243ZM116 252V249H113ZM217 259H205L208 255H217ZM0 264L5 262L0 261ZM11 264H29L25 259H18ZM57 264H82L81 261H58ZM83 264H130L126 260H105L89 259Z\"/></svg>","mask_w":264,"mask_h":264}]
</instances>
